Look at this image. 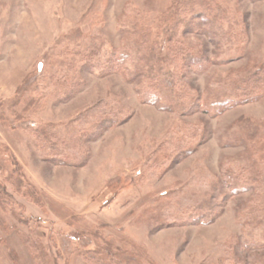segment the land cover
<instances>
[{
    "label": "rangeland",
    "instance_id": "obj_1",
    "mask_svg": "<svg viewBox=\"0 0 264 264\" xmlns=\"http://www.w3.org/2000/svg\"><path fill=\"white\" fill-rule=\"evenodd\" d=\"M182 1L0 0V264H264V90L233 92L264 64V0H212L214 36L174 27ZM124 18L204 58L170 69L196 111L150 104L137 61L106 73Z\"/></svg>",
    "mask_w": 264,
    "mask_h": 264
},
{
    "label": "trees",
    "instance_id": "obj_2",
    "mask_svg": "<svg viewBox=\"0 0 264 264\" xmlns=\"http://www.w3.org/2000/svg\"><path fill=\"white\" fill-rule=\"evenodd\" d=\"M212 5V0H183L182 4L178 7L179 10H182L181 14L172 15L170 20L172 23L174 22V27L178 29L193 30L194 27L197 31H203V27H208L209 29L206 28V30H209V32H203L214 36L216 30L219 27L221 28L219 17L222 16V12L218 11L216 14H213L211 11ZM122 20H125L126 23H124L127 26L122 40L123 44L119 50H113L110 58L106 60V73L108 75L121 73L122 69L129 64V61H137L140 67L138 71L142 74V80L149 81L146 87L149 92L153 93V96L149 98L150 104H153L160 111L179 112L180 114H191L196 111L200 107L198 95L191 91L179 90L178 86L180 82L176 79L177 75L170 69H172L173 64L178 65L183 63L200 72L201 70H206L208 67L204 64V58L193 56V54L183 55L180 49H173L172 37H169V42L172 43L170 44V53L165 54L162 47L161 34L153 33L152 29L141 20L138 21L141 23H137L135 20L132 22L130 18ZM253 70V73H251L252 71L247 73L249 75L247 78L243 77L239 80L240 84H237L233 91L242 93L243 96L247 97V102L255 101L264 90V64L253 68ZM160 93L164 95L161 96L159 95ZM223 98L224 100L220 103L218 102V104L213 102L210 108L212 110L217 109L215 112L223 113L229 104L234 101L235 97L232 93H226ZM165 102H170V104H166ZM106 122L108 125L118 126L121 125L123 120L118 116ZM106 122L104 121L102 125ZM84 141L85 139L83 141L77 139L75 147L77 148L80 142L84 143ZM190 152L189 150L185 152V156L189 155ZM85 162L81 160L79 165ZM229 179H233V176L229 175ZM257 182L264 186V174L263 176L261 174V177L257 178ZM254 189H257L256 186ZM259 195L264 196L263 194ZM261 200L264 201V197ZM254 203L258 204L256 201ZM256 206V211H260L263 207ZM202 218L197 216L195 222H204L206 224L211 222L209 216L204 220Z\"/></svg>",
    "mask_w": 264,
    "mask_h": 264
}]
</instances>
